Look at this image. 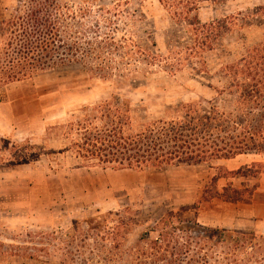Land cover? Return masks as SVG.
Listing matches in <instances>:
<instances>
[{"label":"rangeland","instance_id":"rangeland-1","mask_svg":"<svg viewBox=\"0 0 264 264\" xmlns=\"http://www.w3.org/2000/svg\"><path fill=\"white\" fill-rule=\"evenodd\" d=\"M19 2L0 0V20L11 15ZM67 2L74 8L90 9L92 16L85 21L92 25L91 20H100L105 32L111 29L105 30L108 22L116 21L117 40L132 38L151 53L177 50L185 55L193 34L184 23L196 17L202 24L224 22L223 45L204 53L209 74H194L188 67L174 75L155 71L147 79L140 77L143 83L138 88L92 77L79 64L60 66L1 88L0 264H64L63 260L69 261L65 234L74 220L109 212H122V219L136 222L125 235V224L120 225L117 217L109 219L111 227L120 225L114 237L124 240L122 248L111 251L115 241L104 233L85 239L81 232L70 249L73 260L69 264H134L136 257L130 249L146 229L172 210L206 227L261 237L256 226L264 227V154L165 170L85 168L76 166L71 152H59L64 142L49 130L71 120L74 113L82 114L79 110L84 105L111 100L113 95L128 100L135 110L133 116L145 123L167 118L171 107L179 103L211 100L216 96L212 87L222 85L216 75L222 64L264 38L263 19H253L264 0ZM134 58L135 54L132 59L124 57L123 62L132 68L148 67ZM28 141L40 154L37 160L3 165L11 157L8 148ZM87 228L83 224L82 231ZM247 249L240 258L248 260L247 264H259L255 262L259 258L264 264V238ZM216 250L223 262V249Z\"/></svg>","mask_w":264,"mask_h":264},{"label":"trees","instance_id":"trees-1","mask_svg":"<svg viewBox=\"0 0 264 264\" xmlns=\"http://www.w3.org/2000/svg\"><path fill=\"white\" fill-rule=\"evenodd\" d=\"M256 12L253 19L261 17L264 25V5ZM91 16L90 9L74 8L67 0H20L12 14L0 20V89L72 64L81 65L92 77L128 82L134 88L143 83L140 77L147 79L155 71L174 75L188 67L194 74H209L204 53L223 45V21L202 24L197 17L185 21V28L194 35L187 53L155 54L132 38L117 40L116 21L106 25L110 32L103 31L100 20L93 19L89 25L85 20ZM134 54L136 61L148 67H128L124 57L132 59ZM216 75L222 85L212 87L214 98L179 103L171 107L167 118L140 121L128 100L113 95L111 100L84 105L79 110L82 114H72L71 120L49 132L62 139L59 152H71L77 167L104 170H165L264 154V38L223 63ZM33 148L29 141L14 144L3 165L37 160L40 154ZM122 216V212H109L74 220L64 241L69 261L81 232L85 239L104 233L115 241L111 251L120 250L124 240L115 239L114 231L125 224L127 235L136 224ZM111 217L119 218L120 225L111 227ZM83 224L88 228L82 231ZM52 236L61 240L58 234ZM263 238L206 227L172 210L142 233L130 253L136 257L134 264H247L240 256L248 253V244L259 245ZM217 248L223 249V262L216 256ZM255 262L262 264L259 258Z\"/></svg>","mask_w":264,"mask_h":264},{"label":"crops","instance_id":"crops-1","mask_svg":"<svg viewBox=\"0 0 264 264\" xmlns=\"http://www.w3.org/2000/svg\"><path fill=\"white\" fill-rule=\"evenodd\" d=\"M234 159V158H233ZM231 160V159H230ZM264 221V220H263ZM264 223V222H263ZM256 230L259 233V235H264V227L262 228L261 226H256Z\"/></svg>","mask_w":264,"mask_h":264}]
</instances>
